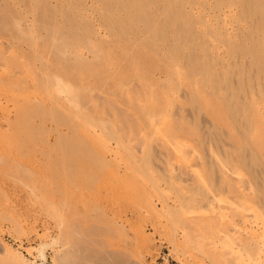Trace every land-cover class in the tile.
Wrapping results in <instances>:
<instances>
[{
  "label": "bare ground",
  "instance_id": "obj_1",
  "mask_svg": "<svg viewBox=\"0 0 264 264\" xmlns=\"http://www.w3.org/2000/svg\"><path fill=\"white\" fill-rule=\"evenodd\" d=\"M17 1L20 4L13 3L14 8L17 7L20 17L30 25L27 31L21 29L25 36L41 35L37 19L44 21L45 25L53 21L49 28L55 36L57 15L69 14L73 19L88 17L81 8L80 11L74 10L83 0ZM90 5L110 33L117 34L132 48L130 65L134 66V75L140 85L136 94L144 97L136 100L137 107L141 109L137 110L138 120L135 126L133 124L134 129L130 128L142 134V146L146 148L156 145L157 141L153 139L157 135L164 148L173 154V159H164L163 170L148 172L141 167L139 158L134 161L139 157L133 155L134 148L133 153L129 151L131 157L125 152L128 158H133V162L125 159L121 151L124 150L123 141L116 136L112 146L111 138L105 136V128L110 126L100 120L102 117L99 118L102 106L98 107L89 98L94 114L91 115L90 109L82 108L80 103L83 90L80 86L46 70L42 78L38 76V71L31 75L29 64L25 61H21L24 62L21 68L23 73L30 74V81L23 89L22 105L14 104L10 109L7 95L2 92L1 124L5 122L7 129L12 128L18 120L30 119L29 115L33 114L36 119L31 118L29 122L32 123L25 126L27 118L21 123L27 121L24 128H31L32 125L40 133L53 132L56 142L62 137L73 139V135H78L83 142H90L91 147L94 142L95 148L98 147L96 151H99L95 161H105L107 167L111 163L113 166V162L106 158V154L109 156L112 153L113 159L123 163L121 176L146 177L152 182V194L159 198L165 196L159 185L163 177L167 183H179L182 172H189L201 192L196 197L185 195L181 198L186 199H183L186 206H194L198 212L196 220L200 218V221L197 223L192 219L190 221L196 223L188 222L189 229L185 227L182 238L184 247L187 249L194 240L192 236L198 233L193 231L195 228L202 235L198 241L205 247L203 254L196 257L204 255L217 262L226 257L227 261L224 260L228 264H264V0H90ZM49 12H52L51 16L44 14ZM161 40L164 48L159 52ZM120 46L115 48L111 44L106 49L105 66L121 63L110 60L112 55L123 52ZM31 48L35 55L40 53L36 45ZM99 52V49L95 50L94 57ZM160 56L163 63L155 77L148 68ZM123 68L121 63L114 76ZM108 76L106 72L101 77ZM98 78L94 75L93 82ZM78 92L81 93L80 99ZM119 115L115 113L120 118L118 121L122 120ZM197 117L207 121L204 132L197 123ZM203 134L209 137L207 141L206 136L203 139ZM25 135L28 136L27 133ZM187 137L199 139L197 149L194 147L189 151L190 143L181 142ZM188 165L191 167L187 168ZM208 179L215 184L208 183ZM221 191L230 195L222 199ZM179 195H174L173 202L182 207L184 204ZM148 200L143 206L147 213L152 214L155 208ZM164 207L168 209L166 202H162V211ZM169 211L180 214L178 209ZM172 242L175 248L179 246L176 238ZM220 246L224 247L223 252ZM43 250V245L36 250L41 260L39 264L45 260ZM184 257L176 258L184 264ZM211 259L209 261L216 264ZM0 264L35 263L24 260L3 245Z\"/></svg>",
  "mask_w": 264,
  "mask_h": 264
},
{
  "label": "rangeland",
  "instance_id": "obj_2",
  "mask_svg": "<svg viewBox=\"0 0 264 264\" xmlns=\"http://www.w3.org/2000/svg\"><path fill=\"white\" fill-rule=\"evenodd\" d=\"M16 2L19 3L17 0H0V99L4 92L10 109L14 104L22 105L23 89L30 81L32 72L36 74L38 71L40 78L45 70L49 74L60 75L62 80L80 86L81 90L85 88V94L79 90L83 98L80 99L81 93L78 92V95L82 108L90 109L91 115L94 114L89 98L98 107H103L102 115L97 118L102 117L100 120L110 126L105 128V136L111 138L112 146L116 136L123 141L124 150L121 151L125 159L133 162V158L128 157L132 156L130 152L134 148L133 155L139 156L134 161H140L146 172L163 170L164 159L171 160L173 154L164 148L157 135L153 139L157 141L155 146H142V134L133 130L138 120L137 110L141 109L137 107L136 100L144 96L136 94L140 85L134 75V66L130 65L131 46L126 45L117 34L110 33L90 5V0H83L78 8H74L75 11L81 8L88 15L87 19H73L69 14L57 15L55 36L49 28L53 21L45 25L44 21L37 19L36 25L41 29V35L25 36L21 29L27 31L30 25L20 17L17 7L14 8L13 3ZM44 14L51 16L52 12ZM35 17L38 18V14ZM111 44L115 48L122 45L123 50L110 59L114 63V60H119L124 66L116 76L114 74L121 63L105 66L106 61H103L105 51ZM162 44L164 42L161 40L159 52L164 48ZM34 45L40 50L38 55L31 48ZM97 49L100 52L94 57ZM21 61L29 64L30 74L23 73L21 64L24 62ZM56 61L60 65L56 66ZM162 63L160 56L157 61L151 62L148 71L157 77L160 72L158 67ZM106 72L109 76L102 78ZM94 75L99 78L93 82ZM81 77L84 80H80ZM113 110L120 114L122 120L118 121L120 118L115 116ZM32 115L29 116L35 118ZM31 118L27 124L25 122L26 125L21 124L25 118L18 120V126L23 127L13 124L11 127L15 129L16 126L15 130L7 129L5 122H0V250L7 245L24 260L35 264L41 263L36 251L41 245L44 248L43 264H180L176 257L183 256L184 264H213L209 261L211 258L207 259L204 255L202 258L206 259L201 263L202 258L199 257L205 247L198 241L202 236L199 230L193 229L198 233L193 232L194 240L187 249L184 247L183 232L190 220L198 218V212L194 206H186L185 198L181 197H196L201 192L189 172H182L179 183H167L163 177L159 185L165 196L159 198L152 194V182L146 177L135 179L121 176L123 163L113 159L112 153L109 156L106 154V158L114 165L110 162L107 167V162L95 161L99 153L96 151L98 147L95 148L96 143L92 142L94 145L91 147L90 142H83L78 135H73L78 143L65 137L56 142L53 132L40 133L31 124L32 129L24 128L32 123L29 122ZM197 119L204 132L207 121L201 117ZM202 137L206 141L209 138L204 134ZM181 142L190 143L188 147L191 151L198 145L199 139L188 138ZM113 169L118 174H110L114 172ZM208 183L215 184L211 179H208ZM221 192L222 199L229 194L227 191ZM177 193L181 194L182 207H178V202V205L173 202ZM146 199L155 208L152 214L144 209ZM162 202H166L168 209L164 207V211L161 210ZM173 209H178L177 213L180 214H172L169 210ZM194 220L189 224L198 223L200 218ZM174 238L179 244L177 249L172 242ZM55 240L57 243H53ZM219 249L221 252L225 250L223 246ZM224 259L227 261L226 257L219 262L211 260L216 264H228Z\"/></svg>",
  "mask_w": 264,
  "mask_h": 264
}]
</instances>
